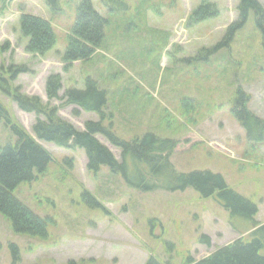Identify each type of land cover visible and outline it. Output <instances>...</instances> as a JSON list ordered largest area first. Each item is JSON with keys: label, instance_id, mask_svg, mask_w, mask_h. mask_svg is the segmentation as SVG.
<instances>
[{"label": "rangeland", "instance_id": "rangeland-1", "mask_svg": "<svg viewBox=\"0 0 264 264\" xmlns=\"http://www.w3.org/2000/svg\"><path fill=\"white\" fill-rule=\"evenodd\" d=\"M92 1L104 11L101 0ZM80 2L59 0L54 11L47 0H0V68L13 63L29 70L13 85L48 102L50 74L62 76L60 96L69 87L85 88V77H94L108 90L107 110L113 112L119 137L131 140L152 132L177 141L170 160L178 173L223 175L231 189L256 203V219L264 222V141L251 143L231 112L241 86L251 95V110L264 117V46L255 14L250 13L227 46L210 54L238 20L239 0H124L126 6L106 27L102 50L65 71L61 55ZM204 2L214 4L219 15L192 20L194 9ZM22 13L53 24L57 43L44 56L26 51ZM184 99H192L193 105H185ZM0 101L51 154L47 171L20 183L14 195L35 214L55 221L49 223V235L40 237L15 232L0 212V264H145L150 256L163 264H184L187 256L203 259L250 233L249 220L232 217L214 196L204 197L192 187L141 190L108 166L88 171L83 148L38 139L32 130L36 114L21 110L1 90ZM50 103L79 130H85L87 120L99 119L76 104ZM97 137L121 160L118 148ZM16 142L0 119V147ZM85 191L103 207L92 206ZM202 234L210 237V245L200 241Z\"/></svg>", "mask_w": 264, "mask_h": 264}, {"label": "trees", "instance_id": "trees-1", "mask_svg": "<svg viewBox=\"0 0 264 264\" xmlns=\"http://www.w3.org/2000/svg\"><path fill=\"white\" fill-rule=\"evenodd\" d=\"M47 3L54 11L59 7V0H47ZM101 3L103 13L92 0H81L76 20L68 32V44L61 55L65 71H68L75 61L88 60L102 50L106 27L111 24V16L126 6L124 0H101ZM237 8L238 20L227 27L226 37L216 46L207 49L208 53L227 46L235 31L244 26L251 12L255 14L256 25L261 31L264 46L262 2L239 0ZM217 15L219 10L215 5L204 2L194 9L191 19L201 21ZM20 30L28 38L26 51L29 53L44 56L57 43L54 26L45 17L22 13ZM7 45L5 44L1 50L7 48ZM27 72L28 68L23 65L11 63L7 67L2 66L0 90L21 110L36 114L32 130L38 139L53 142L64 148H83L88 160V171L96 172L102 166H108L113 172L121 173L127 183L141 190L163 188L176 191L192 187L204 197L214 196L230 211L232 217L250 221V233L247 236L219 246L203 259L197 260L187 256L184 264H264V222L256 219L259 208L254 201L231 189L223 175L209 170L178 173L170 160L178 145L175 140L162 138L152 132L137 135L131 140L119 137L113 130V112L107 110L108 90L102 88L94 77H85V88L69 87L60 96L62 76L60 73H52L46 81L48 102H44L39 95L26 94L22 92L20 85H13L19 74ZM54 99L61 100L64 105L76 104L84 111L97 113L99 119L87 120L85 130H79L60 116V107L50 103ZM250 101L251 95L243 87H238L232 99L231 112L245 129L248 140L253 144H259L264 141V117L251 110ZM183 102L185 105H193L192 99H184ZM79 112L75 111L77 115ZM12 115L7 106L0 101V119L5 120L17 137L15 145L0 147V212L11 222L15 232L47 237L49 223H54V219L35 214L15 197L14 190L20 183L33 181L44 174L51 161V154ZM97 135H102L121 151V160L117 159ZM84 196L92 206L103 207L90 192L85 191ZM200 241L207 245L211 243L210 237L206 234L201 235ZM11 247L16 256L18 247L15 244ZM145 264L163 263L150 256Z\"/></svg>", "mask_w": 264, "mask_h": 264}, {"label": "crops", "instance_id": "crops-1", "mask_svg": "<svg viewBox=\"0 0 264 264\" xmlns=\"http://www.w3.org/2000/svg\"><path fill=\"white\" fill-rule=\"evenodd\" d=\"M100 11V10H99ZM103 13V11H101Z\"/></svg>", "mask_w": 264, "mask_h": 264}]
</instances>
